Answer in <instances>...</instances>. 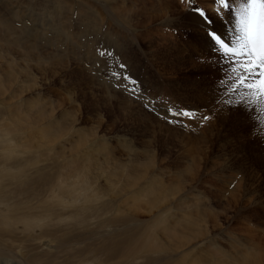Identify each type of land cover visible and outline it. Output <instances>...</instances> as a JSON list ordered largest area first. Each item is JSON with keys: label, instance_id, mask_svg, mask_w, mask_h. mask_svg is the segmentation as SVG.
Here are the masks:
<instances>
[{"label": "rangeland", "instance_id": "1", "mask_svg": "<svg viewBox=\"0 0 264 264\" xmlns=\"http://www.w3.org/2000/svg\"><path fill=\"white\" fill-rule=\"evenodd\" d=\"M201 2L0 0V186L21 200L10 162L37 155L28 206L53 212L35 230L0 214V264H264V105L228 92L209 36L230 43L245 0Z\"/></svg>", "mask_w": 264, "mask_h": 264}, {"label": "snow or ice", "instance_id": "2", "mask_svg": "<svg viewBox=\"0 0 264 264\" xmlns=\"http://www.w3.org/2000/svg\"><path fill=\"white\" fill-rule=\"evenodd\" d=\"M214 2L217 5V12L227 11L233 6L231 0H214ZM197 11L205 24L211 23L202 9H197ZM235 16L236 35L230 43L215 32H209L216 46L215 51L232 64L227 70V78L221 83L227 85L230 94H238L240 101H245L249 105H264V0H245L239 3V6L235 8ZM98 54L111 55L104 49L98 50ZM119 67L126 68L123 64ZM112 75L118 80L129 79L118 72H113ZM170 115L188 119L195 118L190 111L171 112L170 110ZM164 118L167 120L168 116ZM202 118L209 119L207 116Z\"/></svg>", "mask_w": 264, "mask_h": 264}, {"label": "bare ground", "instance_id": "3", "mask_svg": "<svg viewBox=\"0 0 264 264\" xmlns=\"http://www.w3.org/2000/svg\"><path fill=\"white\" fill-rule=\"evenodd\" d=\"M198 1H200V3H202L201 1H211V2H213V0H198ZM194 3V2H193ZM193 3H191V5L192 6H194L193 5ZM210 3V2H209ZM196 7H192V8H190L188 11H190V12H185L184 13V16H183V19H184V17L186 18V19H184V20H189V21H195L196 23L199 21V19H200V15H199V13H198V11H197V9H195ZM128 11V10H127ZM166 13H169V14H172V12L171 11H168V12H165V13H160L159 14V16L160 17H163V16H165L166 15ZM121 14V13H120ZM127 14V13H126ZM123 16H124V14H123ZM126 16V15H125ZM127 16H128V14H127ZM158 16V17H159ZM131 17V16H130ZM126 18V17H125ZM123 19L124 21L126 20V19ZM127 18H129V16L127 17ZM121 20V19H120ZM229 21H231V20H229ZM128 22H130V21H128ZM131 23V22H130ZM190 23V22H189ZM235 24H236V22H235ZM235 24H234V22L232 21V25H233V28H232V30H228V36H230V35H232L233 33H234V30H235ZM0 26H3L4 28H5V30L6 31H8L7 33H13L12 31H14L15 29H14V26H12V24L11 23H9L7 20H3V18L0 16ZM2 28V27H1ZM227 28L228 29H230L229 28V26H227ZM3 31V30H2ZM1 33V32H0ZM6 33V32H5ZM6 33V34H7ZM9 35H11V34H9ZM2 36H4V34L2 35ZM12 38V37H11ZM10 37L8 38V36H5L3 39H5V41H4V43L8 46V47H10L9 48V50H10V52L11 51H13V49H14V47L16 46V45H18L19 43H23V42H20V39L21 38H17V37H13L14 39H11ZM1 40V39H0ZM212 41V40H211ZM210 41V42H211ZM3 43V42H2ZM28 44V43H27ZM4 45V44H3ZM5 45V46H6ZM20 45V44H19ZM22 45V44H21ZM20 45V46H21ZM1 46V45H0ZM6 46V47H7ZM33 46H34V44H33ZM5 47V48H6ZM25 47H26V45H25ZM27 47H29V48H27L26 50L27 51H25L26 53H23L24 55H26V56H29V52L31 51V49H32V46L30 45V44H28V46ZM4 48V47H3ZM7 49V48H6ZM5 49V50H6ZM33 49H34V47H33ZM38 49V48H37ZM3 51V50H2ZM17 51V50H16ZM162 51V50H161ZM4 52H6V51H4ZM9 52V51H8ZM15 52V51H14ZM19 52V51H18ZM6 54H9V53H6ZM32 54V53H31ZM33 54H34V52H33ZM32 54V55H33ZM162 55V54H161ZM163 56V55H162ZM21 59V58H20ZM25 59V58H24ZM60 73V72H59ZM1 86V85H0ZM25 101V100H24ZM8 133V132H7ZM6 134V133H5ZM3 135V134H2ZM12 143V142H11ZM2 150H3V148H2ZM11 152L13 153V149H11L9 146H7L6 148H5V152H4V156H2V158L6 161V162H9V160L10 159H12L13 158V156L11 155ZM2 154V153H1ZM1 157V156H0ZM2 159V160H3ZM13 161L12 162H10L11 163V165L13 164L14 165V167L16 168V167H18V169H19V171H17L16 172V175L19 177L18 178V187H17V191H18V193H19V195L21 196V200H19V201H15V202H13V203H11V201H9V196H8V194H6L5 193V191H4V189L2 188V186H0V206L2 205V208H0L1 210H0V214L3 216V219H4V224H7V223H12V222H14V221H17V220H19L18 221V224H21V226L22 227H24V225L26 226V227H31V229H36L37 228V223L39 222V221H41L42 219H48V218H50L51 217V215L53 214V212H52V209L50 208V207H46L45 208V210H44V212L43 213H39L38 214V212H37V215H34L32 212H30V209H32V208H30L29 206H28V203H29V197L31 198V194H30V192H29V188H28V186H29V179H26L25 177H24V175H23V173H20L21 172V170H22V168L24 167L25 168V166H26V162H31V163H35L36 161H38L37 160V155H35V156H30L29 157V159L26 161V162H19L18 163V161L16 160V159H12ZM4 161H2V163H3ZM1 163V164H2ZM5 163V162H4ZM6 164V163H5ZM8 164V163H7ZM19 165V166H18ZM9 166V165H8ZM14 168V169H15ZM26 169V168H25ZM25 169L23 170V172L25 171ZM139 172H141V171H139ZM142 173V172H141ZM141 173H140V175H141ZM139 174V173H138ZM2 177H8V170H3V171H1L0 172V179H3ZM137 178V177H136ZM135 178V179H136ZM139 178V177H138ZM137 178V179H138ZM138 181V180H137ZM16 184V183H15ZM11 189H13L12 187H11ZM8 190V189H7ZM6 190V191H7ZM12 191V190H11ZM166 191V190H165ZM177 191V190H176ZM168 192V191H167ZM172 192V191H171ZM8 193V192H7ZM10 193V192H9ZM12 193H15V192H12ZM80 192H77V194H79ZM22 195H24L25 196V199H22ZM150 195V194H149ZM63 196H65V195H60V199H59V196L57 197L58 199H57V201L59 200L60 202H62L63 200H64V197ZM14 197V196H13ZM11 198H12V195H11ZM24 198V197H23ZM16 199H18V197L16 198ZM82 199V198H81ZM164 199H165V197H164ZM33 201V200H32ZM19 203H23L24 205H25V212L24 213H20V210L17 212V208H18V204ZM45 204V203H44ZM22 207H20V209H21ZM37 208V207H36ZM40 210V209H39ZM22 211V210H21ZM87 211H89V210H87ZM92 213V212H91ZM36 214V213H35ZM102 214V213H101ZM91 215V214H90ZM59 216V215H58ZM57 216V217H58ZM74 216V215H73ZM95 216V215H94ZM100 216V215H99ZM56 217V216H55ZM97 217V216H96ZM0 221H1V219H0ZM35 222V224H36V226H32L33 225V223ZM73 224V223H72ZM74 224H76V223H74ZM73 224V225H74ZM55 227V226H54ZM41 228V227H40ZM46 230V229H45ZM50 230V229H49ZM53 232V231H52ZM43 233V232H42ZM52 234V233H51ZM50 234V235H51ZM55 234V233H54ZM200 234V233H199ZM44 235H47V234H44ZM49 236V235H48ZM40 237H42V236H40ZM60 240V239H59ZM63 240V239H62ZM61 241V240H60ZM59 243H62V242H59ZM91 246V245H90ZM101 249V248H100ZM90 251V250H89ZM93 251V250H92ZM82 252H84V251H82ZM78 258V257H77ZM75 259V258H74ZM82 259V258H81ZM84 259V258H83ZM73 260V259H72ZM90 260V259H89ZM88 261V260H87ZM11 264H12V261H9ZM76 263V262H75ZM97 264V263H96Z\"/></svg>", "mask_w": 264, "mask_h": 264}]
</instances>
